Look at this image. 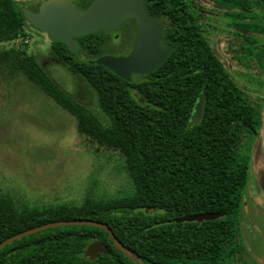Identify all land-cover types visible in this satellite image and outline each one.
<instances>
[{
  "label": "trees",
  "instance_id": "1",
  "mask_svg": "<svg viewBox=\"0 0 264 264\" xmlns=\"http://www.w3.org/2000/svg\"><path fill=\"white\" fill-rule=\"evenodd\" d=\"M91 0L77 1L86 7ZM185 0H148L152 6ZM252 21L258 72L249 75L264 91V0ZM42 0H0V43L25 37L34 28L22 7L37 11ZM245 4L248 0H236ZM171 7V5H170ZM168 9V8H167ZM182 25L183 13L175 15ZM37 30V29H36ZM46 34V33H44ZM50 38V37H49ZM107 35L95 30L75 37L72 52L51 39V57L82 77L96 99L99 116L52 78L42 56L24 47L0 55L8 83L19 77L40 89L75 117L78 131L115 150L123 158L131 190L122 195L86 197L81 203L34 204L0 190V242L55 221L93 220L92 225L50 227L0 249V264H227L242 248L240 214L252 161V141L261 134L264 95L255 99L234 80L207 40L193 26L181 27L174 51L150 74L126 81L91 60L106 54ZM199 95L205 99L202 120L189 119ZM216 213L214 220L177 222ZM100 241L107 253L84 257Z\"/></svg>",
  "mask_w": 264,
  "mask_h": 264
},
{
  "label": "rangeland",
  "instance_id": "2",
  "mask_svg": "<svg viewBox=\"0 0 264 264\" xmlns=\"http://www.w3.org/2000/svg\"><path fill=\"white\" fill-rule=\"evenodd\" d=\"M50 42L47 34L31 28L25 37L1 42L0 55L24 47L28 55L42 56L56 83L102 116L84 79L51 57ZM231 75L252 99L264 95L253 78L238 71ZM252 147L239 235L249 263L264 264V215L258 209L264 210L258 182L264 174L261 134ZM0 190L15 194L20 202L81 203L88 196L122 195L131 185L118 152L81 134L75 117L26 79L8 83L0 72Z\"/></svg>",
  "mask_w": 264,
  "mask_h": 264
},
{
  "label": "water",
  "instance_id": "3",
  "mask_svg": "<svg viewBox=\"0 0 264 264\" xmlns=\"http://www.w3.org/2000/svg\"><path fill=\"white\" fill-rule=\"evenodd\" d=\"M31 1V0H16ZM77 0H42L37 11L22 7V12L29 23L46 33L51 39L65 43L68 48L78 53L80 47L75 37L90 33L100 28L110 30L119 26L128 18H135L139 23V33L132 53L128 56L105 55L91 60L90 63L103 65L126 81H132L134 75H147L159 68L172 51L167 48L160 36L161 26L152 21L145 12L144 0H93L89 7L82 9L76 5ZM205 99L200 95L192 109L189 125L198 124L204 114ZM261 136L264 146V105L262 110ZM264 191V177L261 181ZM264 215V210L259 208ZM220 215L204 213L190 215L177 222H202L214 220ZM64 225H92L106 229L114 243L125 253L127 248L118 240L113 230L105 223L93 220L55 221L15 234L0 242V249L24 236ZM107 253L100 241L92 242L86 249L84 257L94 260L98 254Z\"/></svg>",
  "mask_w": 264,
  "mask_h": 264
},
{
  "label": "flooded vegetation",
  "instance_id": "4",
  "mask_svg": "<svg viewBox=\"0 0 264 264\" xmlns=\"http://www.w3.org/2000/svg\"><path fill=\"white\" fill-rule=\"evenodd\" d=\"M92 1L86 7H78L85 9L90 6ZM147 1L144 0L145 12L152 21L161 26L160 36L164 45L167 48H173L170 54L175 49L173 41L176 40L181 27L188 30L191 25L203 39L208 41L214 53L230 73L234 74L237 71L244 73L245 78L251 81L252 78L249 75L258 72L257 62L252 55L253 50L260 44L254 41V33L245 31L243 27L248 26L252 21L255 10H261L259 4L252 0H248L245 4L238 3L236 0H185L176 9L174 4L167 7L164 3L162 7H159L152 6ZM180 12L184 16L183 26L175 17ZM97 30H102L108 37L105 55L116 56L112 52H117L118 56H128L134 50L139 33V23L135 18H128L110 30L104 28ZM256 36L261 39V47L264 48V35ZM263 177L264 174L260 176L258 182L260 193L264 196V191L261 188ZM248 257V251L242 246L233 261L227 264H250Z\"/></svg>",
  "mask_w": 264,
  "mask_h": 264
},
{
  "label": "bare ground",
  "instance_id": "5",
  "mask_svg": "<svg viewBox=\"0 0 264 264\" xmlns=\"http://www.w3.org/2000/svg\"><path fill=\"white\" fill-rule=\"evenodd\" d=\"M257 157V156H256ZM257 159H258V157H257ZM263 162V161H262ZM259 177V176H258ZM251 190V189H250Z\"/></svg>",
  "mask_w": 264,
  "mask_h": 264
}]
</instances>
